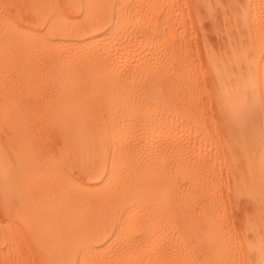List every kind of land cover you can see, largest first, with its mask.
<instances>
[{
	"label": "bare ground",
	"instance_id": "obj_1",
	"mask_svg": "<svg viewBox=\"0 0 264 264\" xmlns=\"http://www.w3.org/2000/svg\"><path fill=\"white\" fill-rule=\"evenodd\" d=\"M28 256L264 264V0H0V264Z\"/></svg>",
	"mask_w": 264,
	"mask_h": 264
},
{
	"label": "rangeland",
	"instance_id": "obj_2",
	"mask_svg": "<svg viewBox=\"0 0 264 264\" xmlns=\"http://www.w3.org/2000/svg\"><path fill=\"white\" fill-rule=\"evenodd\" d=\"M237 212V211H236ZM235 221H237V213H236V216H235ZM22 248V247H21ZM29 257V259H28V263H26V264H33V260L31 259V257L30 256H28Z\"/></svg>",
	"mask_w": 264,
	"mask_h": 264
}]
</instances>
